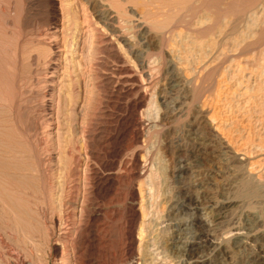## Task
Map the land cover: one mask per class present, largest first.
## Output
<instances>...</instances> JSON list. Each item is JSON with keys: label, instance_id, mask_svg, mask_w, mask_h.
Instances as JSON below:
<instances>
[{"label": "rangeland", "instance_id": "374dc122", "mask_svg": "<svg viewBox=\"0 0 264 264\" xmlns=\"http://www.w3.org/2000/svg\"><path fill=\"white\" fill-rule=\"evenodd\" d=\"M186 1L0 0V264H264L261 0Z\"/></svg>", "mask_w": 264, "mask_h": 264}, {"label": "bare ground", "instance_id": "6f19581e", "mask_svg": "<svg viewBox=\"0 0 264 264\" xmlns=\"http://www.w3.org/2000/svg\"><path fill=\"white\" fill-rule=\"evenodd\" d=\"M155 1H157V0H155ZM165 1V0H164ZM168 1V0H167ZM173 1H176V0H172V2ZM182 1H186V0H182ZM198 1H200V0H198ZM203 1V0H202ZM226 1V0H225ZM241 2H242V0H240ZM256 1V0H255ZM152 2V1H151ZM181 2V1H180ZM179 2V0H178V3L177 4H179L180 3ZM186 2H188V0L186 1ZM190 2V1H189ZM188 2V3H189ZM192 2V1H191ZM193 2H196V1H193ZM235 2H238L239 3V0L238 1H235ZM234 2V3H235ZM240 2V6H242V3ZM169 3H171V2H168V5L171 7V5L173 4H169ZM161 4H163V3H161ZM165 4H167V3H165ZM164 4V5H165ZM174 4H175V2H174ZM173 4V5H174ZM177 4H175V5H177ZM193 4V3H192ZM246 4H248L247 2H246ZM245 4V5H246ZM167 5V6H168ZM173 5H172V8H175V6L173 7ZM183 5H186V3L185 4H183ZM195 5H196V3H195ZM201 5V4H200ZM238 4H236L235 3V6H237ZM166 6V7H167ZM168 6V7H169ZM178 6H180V4L178 5ZM178 6L175 8V9H177L178 8ZM239 6V5H238ZM258 6V5H257ZM164 7V6H163ZM166 7H165V9H166ZM181 7V6H180ZM227 7H228V5H227ZM226 7V8H227ZM229 9L231 8V7H228ZM227 8V9H228ZM171 9V8H170ZM188 9H191V8H188ZM225 9V8H224ZM232 9V8H231ZM230 9V10H231ZM182 11L184 10L183 8L181 9ZM180 10V11H181ZM186 10V9H185ZM257 10H259V11H262V12H264V0H261V3H259V6H258V8H257ZM106 11V10H105ZM179 11V12H180ZM204 11V10H203ZM228 11V10H227ZM239 11V10H238ZM167 12V11H166ZM178 12V10H176V13ZM186 12H187V10H186ZM257 11H255L254 10V12L252 11V13H250L249 14V19L250 20H248V22L250 21L251 23H253V22H256V21H258L259 19H260V17H255L254 16V14L256 13ZM151 13V12H150ZM170 13V12H169ZM183 12H181L180 13V18L179 19H181V14H182ZM210 13V12H209ZM107 14V13H106ZM174 14V13H173ZM211 14V13H210ZM214 13H212V15H213ZM264 14V13H263ZM155 15V14H154ZM185 15H186V13H185ZM209 14H207V13H199L198 15H196V18L193 20V22L195 23V24H203V23H205L206 21H208L209 20V16H208ZM215 15V14H214ZM242 15H244V14H242ZM241 15V16H242ZM246 15V14H245ZM244 15V16H245ZM259 15V14H258ZM111 16V15H110ZM177 16H179V14H177ZM194 16V15H193ZM247 16V15H246ZM112 17V16H111ZM176 17V15L175 16H173V18H175ZM188 17H190V15H188L187 16V18ZM216 17H218V16H216ZM229 17H232V16H229ZM170 18H172V17H170ZM178 18V17H177ZM177 18H175V19H177ZM185 18V17H184ZM237 18H238V16H237ZM245 18V17H244ZM262 18V17H261ZM175 19H174V21H175ZM182 19H183V17H182ZM182 19H181V21H182ZM186 19V18H185ZM236 19V18H235ZM239 19V18H238ZM144 20V19H143ZM178 20V19H177ZM184 20V19H183ZM188 20H190V19H188ZM233 20H234V18H233ZM261 20V19H260ZM231 21H232V19H231ZM230 21V22H231ZM262 22L264 21V20H261ZM260 21V22H261ZM145 22V21H144ZM188 22V21H187ZM191 22V21H190ZM247 22V23H248ZM228 23V19H227V17H223L219 22H217V25H215L214 24V27L212 26L213 25V23H211L212 25V27H213V32H211L210 34H205L204 33V35H206V37L204 38V37H202V38H204V40H201L200 41V45L198 46V49H197V51H198V53H197V55H199L200 57H202V59H206V56L208 55V53L209 52H211V60L212 61H214L218 56H217V54H216V52H218V51H216L215 49H216V43H217V39H216V35H215V33H219L220 32V30L225 26V24H227ZM241 23V22H240ZM244 23V22H243ZM184 24V23H183ZM188 24V23H187ZM194 24V25H195ZM230 24H232V23H230ZM229 24V25H230ZM233 24H234V21H233ZM232 24V25H233ZM254 24H257V23H254ZM263 24V23H262ZM173 25V24H172ZM175 25V24H174ZM173 25V26H174ZM189 25V24H188ZM210 25V24H209ZM228 25V24H227ZM235 25V24H234ZM239 25V24H238ZM238 25H237V27H238ZM252 25V24H251ZM143 26V25H142ZM176 26V25H175ZM174 26V27H175ZM187 26V25H186ZM191 26V25H190ZM236 26V25H235ZM258 26V25H257ZM179 27H181L180 25H179ZM177 28H178V26H177ZM198 28V27H197ZM225 28V27H224ZM231 27H229V29H230ZM236 28V27H235ZM234 28V29H235ZM257 28V27H256ZM189 29V28H188ZM232 29H233V27H232ZM231 29V30H232ZM246 29V28H245ZM260 29V28H259ZM141 30V29H140ZM143 30V29H142ZM146 30H148V29H146ZM206 30V29H205ZM226 30V29H225ZM251 30V29H250ZM171 31H173L172 29H171ZM176 31V30H175ZM191 31V30H190ZM234 31V30H233ZM140 32V31H139ZM138 32V33H139ZM164 32V31H163ZM195 32V31H194ZM227 32V31H226ZM238 30H237V34H238ZM144 33V32H143ZM236 32H234L233 34H235ZM157 34V33H156ZM231 34V33H230ZM139 35V34H138ZM224 35V34H223ZM223 35H221V36H223ZM228 35V34H227ZM227 35H226V37H227ZM140 36V35H139ZM148 36V35H147ZM229 36V35H228ZM251 36V35H250ZM200 37V38H201ZM223 37H225V36H223ZM223 37L222 38H220V39H223ZM232 37V36H231ZM143 38V37H142ZM244 38V36L242 35H234V37H232V38H230V40L232 41V44H233V41H238L239 39H240V41L239 42H241L242 41V39ZM252 38V37H251ZM123 39V38H122ZM226 39H229V38H226ZM253 39V38H252ZM251 39V40H252ZM131 40V39H130ZM144 40H145V38H144ZM123 41L125 42V44H128V41L126 40V39H123ZM173 41V40H172ZM221 41H223V40H221ZM231 41H230V45H231ZM132 42V41H131ZM140 42V40L138 41V43ZM152 42H154V41H152ZM195 42H197V41H195ZM229 42V41H228ZM228 42H223V43H228ZM190 43H192V42H190ZM198 43V42H197ZM196 43V44H197ZM222 43V44H223ZM248 43V42H247ZM131 44V43H130ZM229 44V43H228ZM246 44V43H245ZM129 45V44H128ZM224 45V44H223ZM145 46V45H144ZM149 46V45H148ZM192 46H194V45H192ZM196 46V45H195ZM233 46H235V44L233 45ZM141 47V46H140ZM147 47V46H146ZM167 47V46H166ZM187 47V46H186ZM225 47V46H224ZM168 48V47H167ZM188 48V47H187ZM229 48V47H228ZM152 49V48H151ZM185 49V48H184ZM212 51H211V50ZM214 49V50H213ZM221 48H219L218 50H220ZM186 50V49H185ZM140 51V50H139ZM196 51V52H197ZM166 52V51H165ZM185 52V51H184ZM183 52V53H184ZM139 53V52H138ZM145 53V52H144ZM144 53H142V54H144ZM192 52L190 51V55H192L193 53H194V51H193V53L191 54ZM139 54H141V53H139ZM139 54H138V58H140V56H139ZM219 54H220V52H219ZM145 55V54H144ZM168 55V54H167ZM196 55V56H197ZM173 56V55H172ZM195 56V55H194ZM177 57V56H176ZM151 58V57H150ZM144 59V58H143ZM170 59V58H169ZM151 60V59H150ZM182 60V59H181ZM184 60V59H183ZM168 61V60H167ZM187 61V60H186ZM198 61V60H197ZM139 62H141V61H139ZM143 62V61H142ZM142 62H141V64H142ZM154 62V61H153ZM171 62V61H170ZM169 62V63H170ZM201 63H202V60L200 61ZM208 62H209V60H208ZM219 62V61H218ZM217 62V63H218ZM198 63V62H197ZM206 63H207V61H205V62H203L202 63V65H206ZM210 63V62H209ZM208 63V64H209ZM217 63H216V65L214 66L215 67V69H217L216 68V66H217ZM149 64H151V63H149ZM153 64V63H152ZM152 64H151V66H152ZM172 64V63H171ZM214 65V64H213ZM186 66V65H185ZM198 66V65H197ZM213 67V66H212ZM213 67V68H214ZM188 68V67H187ZM262 68V67H261ZM148 69H149V67H148ZM152 69V68H151ZM202 71H203V69H202V67L200 68ZM200 69H197V70H200ZM209 69V68H208ZM208 69H207V71H208ZM153 70V69H152ZM151 70V71H152ZM184 70V69H183ZM186 70V69H185ZM200 70V71H201ZM205 70V69H204ZM214 70V69H213ZM213 70H211V71H213ZM189 71H190V69H189ZM188 71V72H189ZM206 71V72H207ZM150 72V71H149ZM177 72V71H176ZM182 72V71H181ZM205 72V71H204ZM214 72V71H213ZM195 73V72H194ZM198 73V72H197ZM201 73V72H200ZM209 73V72H208ZM260 73V72H259ZM190 74V73H189ZM214 74L216 75V73L214 72ZM213 74V75H214ZM201 75H202V73H201ZM204 75V74H203ZM214 75V76H215ZM178 76V75H177ZM187 76V75H186ZM196 76H198V75H195L194 77H192L190 80H189V82L190 83H192L193 81H196L197 79L195 78ZM200 76V75H199ZM262 76H264V75H262ZM179 77H181V76H179ZM225 77V76H224ZM214 78V77H213ZM185 79H187V78H185ZM175 80V79H174ZM178 80V79H177ZM199 80V79H198ZM198 82V81H197ZM197 82L195 83V84H197ZM259 82V81H258ZM186 83V82H185ZM263 84H264V82H262ZM176 84V83H175ZM195 84H193V86L195 85ZM183 85V84H182ZM214 85V84H213ZM256 85V84H255ZM179 86H181V85H179ZM184 86H186V85H184ZM192 86V85H191ZM257 86V85H256ZM218 87V86H217ZM184 88V87H183ZM196 88V87H195ZM264 88V87H263ZM185 89V88H184ZM199 89V88H198ZM254 89H255V87H254ZM258 89V88H257ZM193 90V89H192ZM250 90V89H249ZM264 90V89H263ZM194 91V90H193ZM261 91V90H260ZM259 91V92H260ZM184 92V91H183ZM187 93V91L185 92V94ZM194 94V93H193ZM258 93H256V95H257ZM264 94V93H263ZM254 95V94H253ZM258 96V95H257ZM185 97V96H184ZM201 97V96H200ZM193 98H194V96H193ZM199 98V97H198ZM202 98V97H201ZM261 98V97H260ZM151 99V98H150ZM197 99V98H196ZM257 99V98H256ZM195 100V99H194ZM199 100V99H198ZM250 100V99H249ZM259 100V99H258ZM257 100V101H258ZM179 101V100H178ZM218 101V100H217ZM256 101V100H255ZM256 101V102H257ZM134 102V101H133ZM183 102V101H182ZM195 103V102H194ZM206 103H207V101H206ZM251 103V102H250ZM255 103V102H254ZM253 103V104H254ZM258 103H260V102H258ZM260 104H262V103H260ZM264 104V103H263ZM152 105V104H151ZM150 105V106H151ZM196 105V104H195ZM214 105V104H213ZM201 106V105H200ZM199 106V107H200ZM154 107V106H153ZM152 108V107H151ZM155 108V107H154ZM257 108V107H256ZM259 109V108H258ZM252 110H254V108L252 109ZM257 110V109H256ZM197 111V110H196ZM206 111V110H205ZM259 111V110H258ZM257 112V111H256ZM204 113V112H203ZM207 114V113H206ZM206 119V118H205ZM194 120V119H193ZM204 121V120H203ZM205 121H207V120H205ZM252 122V121H251ZM198 124V123H197ZM214 129V128H213ZM211 130V129H210ZM215 130V129H214ZM216 132V131H215ZM216 134V133H215ZM206 135V134H205ZM219 135V134H218ZM214 136V135H213ZM217 137V136H216ZM206 138V137H205ZM209 139V138H208ZM216 139V138H215ZM223 139V138H222ZM222 139H221V141H222ZM212 140V139H211ZM208 141V140H207ZM220 143H222V145H225V144H223V142H220ZM226 143V142H225ZM215 144V143H214ZM213 144V145H214ZM221 145V144H220ZM217 146V145H216ZM215 147V146H214ZM220 147V146H219ZM230 148V147H229ZM183 149V148H182ZM227 149V148H226ZM230 150V149H229ZM237 159V158H236ZM240 159V158H239ZM171 160H172V158H171ZM239 161H241V159L239 160ZM178 164H180V163H178ZM1 165V164H0ZM10 165V164H9ZM182 165V164H181ZM185 166V165H184ZM4 167V166H3ZM177 167V166H176ZM9 169V168H8ZM179 170V169H178ZM183 171V170H182ZM245 172H247V170L245 171ZM226 173V172H225ZM2 174V173H1ZM155 174V173H154ZM8 175V174H7ZM10 175V174H9ZM5 176V175H4ZM12 176V175H11ZM196 176V175H195ZM247 176H249V177H251V179L250 180H252V173L250 174V173H248V175ZM246 176V177H247ZM18 177V176H17ZM1 178V177H0ZM155 178V177H154ZM18 179V178H17ZM257 181V180H256ZM1 182V181H0ZM19 182V181H18ZM193 182V181H192ZM192 184V183H191ZM190 184V185H191ZM195 184V183H194ZM254 185V184H253ZM171 186V185H170ZM184 187V186H183ZM2 189V188H1ZM194 191V190H193ZM155 192V191H154ZM199 192H200V189H199ZM186 193V192H185ZM204 193V192H203ZM195 194V193H194ZM6 195H7V193H6ZM159 195V194H158ZM184 195V194H183ZM150 197V196H149ZM14 198V197H13ZM151 198V197H150ZM182 198V197H181ZM12 199V198H11ZM180 199V198H179ZM193 199H194V195L193 194H186V196H184L183 197V200H181L180 199V202L181 203H179V204H177V199H176V203H173L174 205V208H176L177 206L179 207H177V209L178 210H182L186 205L183 203L185 200L186 201H188V202H191V201H193ZM172 200V199H171ZM174 200V199H173ZM6 202V201H5ZM4 202V203H5ZM169 203V202H168ZM194 203V202H193ZM150 204V203H149ZM167 204V203H166ZM213 204V203H212ZM180 205V206H179ZM21 206V205H20ZM146 206V205H145ZM190 206V205H189ZM226 206V205H225ZM157 207V206H156ZM169 207V206H168ZM186 208V207H185ZM153 209V208H152ZM190 209V208H189ZM191 209H194V211L196 210V208H191ZM177 212V211H176ZM196 212V211H195ZM191 213H192V211H191ZM197 213V212H196ZM17 213H15L14 215H16ZM199 214V213H198ZM14 215H12V216H14ZM207 215V214H206ZM203 216H205V215H203ZM196 221V220H195ZM195 221H193V222H195ZM264 222V221H263ZM195 223H197L195 226H197V225H201V226H204L205 225V220L203 219V218H200L199 217V219H197V221L195 222ZM207 223V222H206ZM259 224H260V222H259ZM262 224H264V223H262ZM199 227V226H198ZM202 228V227H201ZM22 229V228H21ZM183 229L184 228H180V231H183ZM235 229V228H234ZM232 230V229H231ZM237 230V229H236ZM258 230V229H257ZM260 230V229H259ZM234 232V231H233ZM240 232V231H239ZM263 232V231H262ZM232 233V232H231ZM242 233V232H241ZM240 233V234H241ZM256 233V232H255ZM234 236H236V235H234ZM179 238V237H178ZM149 239V238H148ZM148 239H145L144 241H142V244H143V252H142V254H139L138 255V258L139 259H141L142 261H143V263L144 264H150V262H148V260L149 261H152L151 259H153L152 257H154V256H152V252H151V250H150V246H152L150 243H149V241H148ZM193 240V239H192ZM212 241V240H211ZM157 242V241H156ZM218 242V241H217ZM221 243H222V241H220ZM204 243V242H203ZM221 243H220V247H221ZM211 244V243H210ZM213 244V243H212ZM191 245H193V244H190V242H180V241H178V240H176V241H173L169 246H165V247H163L162 249H163V252H164V254L161 256L162 258H164V260H168V262L170 261V262H172L171 264H176V263H181V264H184L185 263V261H186V259L187 258H189V257H187V258H185L184 256H186V254H187V252L189 251V249H190V247H191ZM214 245V244H213ZM233 246V245H232ZM169 247V248H168ZM194 247V246H193ZM192 247V248H193ZM218 247H219V245H218ZM221 249V248H220ZM223 251H224V249H223ZM161 252V251H160ZM165 252H166V254H165ZM262 252V251H261ZM182 253V254H181ZM160 253H157V255H159ZM161 254H162V252H161ZM179 254H181V255H183V258H181V259H179ZM154 255V254H153ZM226 255V254H225ZM160 256V255H159ZM189 256V255H188ZM160 257V258H161ZM264 258V257H263ZM263 260V259H262ZM153 261H154V259H153ZM188 261V260H187ZM163 262V261H162ZM191 262V261H190ZM160 263V262H159ZM167 263V262H166ZM188 263V262H187ZM192 263V262H191ZM153 264H156V263H153Z\"/></svg>", "mask_w": 264, "mask_h": 264}]
</instances>
